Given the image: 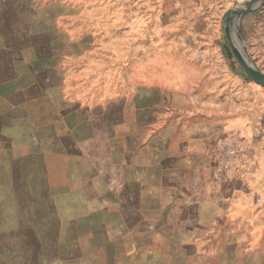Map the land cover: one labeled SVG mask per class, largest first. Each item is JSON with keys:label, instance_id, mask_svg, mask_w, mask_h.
I'll list each match as a JSON object with an SVG mask.
<instances>
[{"label": "rangeland", "instance_id": "374dc122", "mask_svg": "<svg viewBox=\"0 0 264 264\" xmlns=\"http://www.w3.org/2000/svg\"><path fill=\"white\" fill-rule=\"evenodd\" d=\"M244 1L0 0V47L12 50L5 69L19 91L0 87V264H264L261 226L191 241L170 190H111L132 170L123 162L154 158L146 146L169 132L178 92L239 74L263 118L264 87L223 28ZM250 12L240 37L264 74V7ZM229 137L239 139H219L222 158Z\"/></svg>", "mask_w": 264, "mask_h": 264}, {"label": "crops", "instance_id": "0c3cea01", "mask_svg": "<svg viewBox=\"0 0 264 264\" xmlns=\"http://www.w3.org/2000/svg\"><path fill=\"white\" fill-rule=\"evenodd\" d=\"M263 7L264 0L250 14ZM255 30L264 38V27ZM10 51L0 47L1 57L5 58L0 60V87L12 86L10 93H18L17 75L5 69L7 61L12 66L16 62ZM232 74L226 80L222 77L221 82V78L213 77L211 90H194L190 95L178 92L182 100L175 101L174 111L169 114V132L164 134V140L151 141L146 146L154 158L147 162H133L130 158L123 162L132 170L129 175L122 172L111 189L170 190V202L180 200L178 209L186 213L178 224L185 227L189 220L192 227L191 241L218 238L228 230L247 235L241 230L247 222L264 228V154L257 148L263 147L264 131L256 124L264 120V111L263 118L257 119L252 94L241 88L239 74ZM225 133L239 137L243 162L216 178L219 139ZM150 178L153 183H149ZM140 195L137 191L138 199ZM184 195L189 200L182 204ZM207 203L213 204L212 208ZM238 221L240 229H236ZM261 232L264 234V229Z\"/></svg>", "mask_w": 264, "mask_h": 264}, {"label": "water", "instance_id": "95a60500", "mask_svg": "<svg viewBox=\"0 0 264 264\" xmlns=\"http://www.w3.org/2000/svg\"><path fill=\"white\" fill-rule=\"evenodd\" d=\"M262 0H246L239 6L227 10L224 17V33L230 49L245 74L254 83L264 87V74L260 72L250 59L247 49L240 37L239 20L244 13L256 8ZM235 15L234 27L230 25L231 15Z\"/></svg>", "mask_w": 264, "mask_h": 264}, {"label": "built area", "instance_id": "2783aa9c", "mask_svg": "<svg viewBox=\"0 0 264 264\" xmlns=\"http://www.w3.org/2000/svg\"><path fill=\"white\" fill-rule=\"evenodd\" d=\"M220 147L224 149L225 155H218L217 162L220 164V170L217 177H221V175L226 173L227 170L231 169V167L235 166L237 163L243 162L244 150L239 146V139L236 137H229L221 141Z\"/></svg>", "mask_w": 264, "mask_h": 264}]
</instances>
